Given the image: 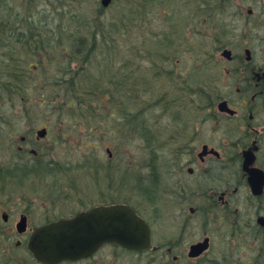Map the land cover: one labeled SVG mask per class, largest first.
<instances>
[{"label":"flooded vegetation","instance_id":"1","mask_svg":"<svg viewBox=\"0 0 264 264\" xmlns=\"http://www.w3.org/2000/svg\"><path fill=\"white\" fill-rule=\"evenodd\" d=\"M1 1L5 41L24 18ZM189 12L181 26L165 22L181 39L175 50L163 45L157 66L164 83L176 79L179 116L162 129L169 130L161 135L164 167L140 189L142 202H132L129 185L117 190L108 173L107 185L99 181L94 194H77L74 204L57 195L45 201L44 211L30 202V210L12 216L2 207L0 264H45L29 248L38 229L118 205L132 208L147 225L148 246L105 242L88 257L57 264H264V0H206L201 20L196 8ZM198 36L203 39L196 43ZM3 51L0 46L1 57ZM176 53L188 56L189 65ZM195 75L197 83L191 81ZM19 114L25 125L35 122L32 111L29 118ZM45 139L38 131L35 138L21 137L15 170L30 166L29 153L38 159ZM104 222L99 217L95 227L105 235L112 228Z\"/></svg>","mask_w":264,"mask_h":264},{"label":"rangeland","instance_id":"2","mask_svg":"<svg viewBox=\"0 0 264 264\" xmlns=\"http://www.w3.org/2000/svg\"><path fill=\"white\" fill-rule=\"evenodd\" d=\"M7 1L15 12H20V17L21 14L35 15L34 20L28 22L40 31L35 32V44L24 46V43L12 42L11 46L6 45L4 48V56H0V59L5 57L6 62L7 59H15L5 65L2 64V59L0 60V72L6 68L2 82L5 80V83H12L15 87L17 80H9L10 76H15L13 66L16 64L30 71L32 78H35V82H25V90L20 88L17 96L12 97L7 93L3 95L0 92L1 98L3 97L0 98V210L4 207L5 212L19 216L30 210L28 205L33 202L38 211H44L45 201L55 199L57 195L58 201H72L74 204V200H79L78 197L75 199L77 194H94V186L99 181L107 185L108 173L112 174L111 182L113 181L117 190H125L129 185L132 189V202L139 204L142 202L140 189L148 184V177L153 172L161 173L164 167L163 160L166 156L162 150L166 145H163L161 135L166 136L169 130L162 133V129L172 125L179 116V109L169 104V100H176V79L173 78L170 85L164 83L162 77L153 79L157 73L153 62L158 65V60L163 55V45L167 43L168 48L175 50L179 45V41L175 39H181L171 35L172 31L168 30L165 22L181 26L180 21H183L186 15L188 18L192 8H196L198 19L201 20L203 17L201 18L200 14L206 0H111L108 7H102L101 0ZM183 9L185 16H182ZM128 18L137 20L134 31L128 32L129 36L125 35L126 30L116 32L121 29L123 23L128 25ZM199 22L197 20V23ZM110 24L114 25L113 28L117 27L113 34L122 39L119 47L124 51L122 56L121 53H116L114 70L123 72V69H127L130 73V86L139 93L135 95L138 104L133 106L119 100L118 105H107V100L94 117L92 114H86L89 125L97 128L95 132L89 133L88 127L77 126L85 121L80 117L76 120L67 110L59 109V102L54 103V98L57 97L55 87H43L41 80L44 82L45 78L53 81L57 76L61 77L63 68L68 65V61L65 62L62 57L65 48H73L78 40L86 38L90 41L89 46L99 48L104 45L106 37H110L104 29L107 26V30H110ZM93 29L100 31L96 33ZM184 33V30L178 31L180 36ZM165 35L167 37H164ZM19 36L23 40L30 38L29 33L22 35L20 32L16 38ZM166 39L169 42H164ZM199 39H203V36L193 38V41L197 43L200 42ZM137 46L142 50L140 56H137L138 60L134 56ZM37 48H40L38 51L43 55L39 56ZM116 51L120 52L117 48ZM145 52L150 56H146ZM177 55L176 59H180L183 66L189 65L188 56L185 57L183 53ZM102 58L97 61H102ZM40 62L44 65L40 68L41 71H38L35 66ZM77 65L78 63H73V68L79 69ZM9 68L13 69V74L7 75ZM45 70L48 71L47 74L44 73ZM199 79L200 77L195 75L191 81L197 83ZM41 93L48 98L47 102L40 101L46 100ZM125 109L129 115L123 118L121 113ZM19 110H23L28 118V113L32 111L35 122L25 125ZM135 114L138 115L135 124L141 123L142 129L135 135L130 133L131 128L128 127L124 134L119 128L125 121L131 122ZM42 126H47L50 131L43 141L45 151L38 149V159H34L30 153L27 154L28 160L32 161L30 166L15 170L16 162L13 158L18 145L21 144V137L28 135L35 138L36 132ZM152 133L155 137L148 143L149 138L145 136ZM109 149L111 153H108Z\"/></svg>","mask_w":264,"mask_h":264},{"label":"trees","instance_id":"3","mask_svg":"<svg viewBox=\"0 0 264 264\" xmlns=\"http://www.w3.org/2000/svg\"><path fill=\"white\" fill-rule=\"evenodd\" d=\"M135 20L136 19L128 18L127 19L128 25L125 24L126 22L123 23L122 27H120L121 29H117V27L113 28L114 25L110 24L109 26L110 30H107V26H105L104 30L106 33L110 34V37H106V40L103 43L104 45H102L100 48L94 45L89 46L88 44L90 41L88 40L89 41L88 42L86 38H82L81 40L75 42L73 48L71 49L65 48L64 56L62 57L65 60V62L68 61V65H66L67 67L63 68L64 72L61 73L62 74L61 77H59L60 76L59 75L56 78H54L53 81H48V79L45 78H44V82L41 80V84L43 87H47V86L55 87L57 91V97L54 98L55 99L54 103L59 102L60 110L65 109L72 116L74 115L76 120H78L77 118L80 117L83 121H85L84 124H77L79 128H84L85 126L88 127V129L91 132H95L97 128H95L92 125H89L90 121H88L89 119H87L86 114H92V116L94 117L95 114L101 111L100 108L103 107L104 103L107 102V100L108 103H105L107 105H112L115 103H116L115 105H118L117 101L119 100H121L122 103L124 104L130 103L133 106H136L138 104L136 100L137 96L135 95L139 93L135 91V89H132L133 88L132 86H130L131 84V82L129 81L131 78L129 75L130 73H128L127 69H123V72L121 71L116 72L114 70L115 67L114 64L117 61L116 53L119 54L121 53L122 56L124 51L119 47L122 39H118V37H115L113 31L116 29H117L116 32L117 31L122 32L126 30L125 35L127 34L129 36V33H132L134 31V25L137 23V20L136 21ZM95 21H97V19H95ZM22 22L23 21H21L20 19L19 23ZM95 25L97 26L98 24ZM93 31L99 33L100 30L93 29ZM29 34H30V38L23 40L21 36H19L18 38L16 37L14 38L11 35L9 36L7 33L4 42L7 44V46H11L12 42L24 43V46L27 44H35L36 41L35 33H29ZM43 44L44 43H42L41 46H43ZM116 48L119 49L120 52L116 51ZM39 49L40 48H37V51ZM45 50L46 49H44V51ZM141 51H142L141 48L137 46V52L136 55H134L137 60H138L137 56L138 57L140 56ZM37 53H39V56L43 55V53L39 51ZM147 55L149 54L146 53V56ZM100 57H103L102 61L98 62L97 60ZM7 60L8 61L6 62L5 57H3L1 61L2 64L4 65L6 63L10 64V62H14L12 60L15 59H7ZM75 62L78 63L77 66L79 67V69H76L75 67L73 68V63ZM153 64L154 66H156V72H157L156 75L153 77V79L162 77L163 81H165L166 78L164 77V75H162L160 68L157 66V62H153ZM43 65L44 63L40 62V64L36 65L35 67L38 68V71H41ZM13 68L15 69L14 71L15 76L14 75L10 76L11 80L9 81L15 82L17 80V83L14 84L15 87L12 86V83L11 84L5 83L4 82L5 80L2 82L3 78L6 75L5 73L6 68L2 69L1 73L3 74V78L0 79L1 94L3 95H5V93L11 94L12 97L17 96L19 94L20 88L25 90L23 84L31 83V81L35 82V78H32V74L30 73V71H28L21 65L16 64L15 66H13ZM7 72H8L7 75L11 73L13 74V69L9 68ZM44 73L47 74L48 71L45 70ZM169 78L173 79V77H169ZM49 82H52V84H50ZM16 84L17 87L18 86L20 87L17 88ZM28 95H31V93H28ZM41 96L46 98V100H40V101L42 102L48 101V98L44 96V93H41ZM162 97H166V96H162ZM178 97L179 96L177 94V96H175V99H177ZM28 99L30 100L29 96ZM179 101H180L179 98L178 100H169V102H171L169 104L170 105L173 104L172 106H175L174 104ZM121 114H123V118H125V116L129 115V112L127 109H125L122 111ZM137 117L138 115L135 114L133 115L132 118L133 120L131 122L125 121V123H122V127L119 128L122 130L121 132L126 134V130H128L129 127L131 128L129 129L131 134H135V135L139 134V131L142 129V127H141V123L135 124L137 121ZM114 133L116 134L117 132L114 131ZM145 137L149 138V141L147 142L150 143V140L153 139L155 136L152 133V135H146Z\"/></svg>","mask_w":264,"mask_h":264},{"label":"water","instance_id":"4","mask_svg":"<svg viewBox=\"0 0 264 264\" xmlns=\"http://www.w3.org/2000/svg\"><path fill=\"white\" fill-rule=\"evenodd\" d=\"M111 0H104L108 7ZM46 137L44 129L38 133ZM107 220L111 233L97 230V224ZM25 222L22 223V225ZM96 225V227H95ZM149 229L136 212L123 205L94 209L70 221L38 229L29 248L36 258L45 264H57L64 260H77L96 252L105 242H115L126 247L144 248L149 244Z\"/></svg>","mask_w":264,"mask_h":264},{"label":"bare ground","instance_id":"5","mask_svg":"<svg viewBox=\"0 0 264 264\" xmlns=\"http://www.w3.org/2000/svg\"><path fill=\"white\" fill-rule=\"evenodd\" d=\"M103 1L104 0H101V5H102ZM102 7H104V6L102 5ZM21 16L24 18V21L22 23H20L21 25L12 27L10 29L11 36H15V35L19 34L20 32L22 34H28V33H35L38 31V30H36L37 28L32 27L31 25H29L30 23L28 22L31 19L34 20L35 15H24L23 16V14H21ZM2 17L5 19V17L3 16L2 1H0V21L2 20ZM32 25H34V24H32ZM35 35H36V33H35ZM6 45L7 44L4 41H2L1 37H0V46L3 47V49H4L6 47Z\"/></svg>","mask_w":264,"mask_h":264}]
</instances>
